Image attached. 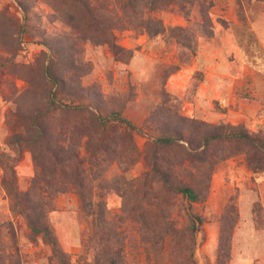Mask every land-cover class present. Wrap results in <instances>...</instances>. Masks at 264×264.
<instances>
[{"label":"rangeland","instance_id":"rangeland-1","mask_svg":"<svg viewBox=\"0 0 264 264\" xmlns=\"http://www.w3.org/2000/svg\"><path fill=\"white\" fill-rule=\"evenodd\" d=\"M151 15L162 22L160 33L115 30L117 43L130 52L121 61L109 46L91 41L105 32L87 21L78 2L0 0V264H59L43 234L30 230L26 198L14 196L13 187L26 193L42 181L52 184L47 222L70 264H94L97 243L90 239L104 219L124 236L122 264H264V168L250 167L241 142L211 150L197 136L200 122L244 125L264 135V0H183ZM46 67L71 78L66 83L75 100L90 107L50 111L54 88ZM61 96L69 100L66 91ZM111 111L141 131L113 126L103 134L96 116ZM177 114L189 119L185 134L192 144L159 148L154 139L162 118L174 121ZM58 134L66 154L77 153L87 170L88 162L100 160L82 186L73 166H58L47 152L46 142ZM196 154L204 168L216 154L224 158L210 173L206 199L193 204L205 218L202 232L192 258L182 249L186 235L175 249L164 236L163 256L154 242L165 233L166 217L177 228L187 218L180 195L153 165L184 162L191 170L186 158ZM251 161L264 166L259 154ZM60 183L69 184L66 191ZM82 201L90 204L87 211ZM223 231H232L230 250L221 243Z\"/></svg>","mask_w":264,"mask_h":264},{"label":"trees","instance_id":"trees-1","mask_svg":"<svg viewBox=\"0 0 264 264\" xmlns=\"http://www.w3.org/2000/svg\"><path fill=\"white\" fill-rule=\"evenodd\" d=\"M80 4L81 9L85 12L86 19L97 27V31L104 30L105 36L95 35L91 39L96 44H106L118 60L125 61L126 56H130V52L124 50L118 43L115 35V30H123L127 27H134L135 29L144 28L149 33L157 34L164 30L162 22L152 17V13L158 10H165L166 7L173 3H181L183 0H115L116 6H111L105 0H74ZM118 10V11H117ZM135 21V23L133 22ZM134 23V24H131ZM182 29V28H179ZM44 75L46 79L51 83L54 90L51 92L47 101L48 109L50 111H56L57 109L83 111L90 107L89 102L77 101L75 92L68 89V84H71V78H67V81L63 78L58 77L52 72L50 67L44 69ZM66 91L69 100H65L61 93ZM165 96L168 95L165 93ZM169 99H165L167 103ZM151 113V112H150ZM153 114V112H152ZM174 121L171 120L170 116H164L163 121L160 123L162 131L156 134L154 143L162 149H172L177 147L181 140L187 141L190 144L188 136L185 134V125L188 124L189 119L182 115H174ZM97 122L101 132L104 134L108 128L113 126H121L127 130H138L141 131L133 121L127 118L119 111H111L105 116H96ZM148 119V118H147ZM151 122L150 119L147 121ZM36 125L41 130V136L46 134L43 127ZM197 130H201L199 138L203 141L206 149L215 150V145L223 142H241L245 147L248 148L246 151L247 160L250 163V167L254 170L263 169L264 166H258L256 163L251 161L252 154H259L264 157V135L258 131L253 133L249 131L244 125H208L204 122H200V126L197 125ZM203 126V128H200ZM152 131H158L153 128ZM105 139L101 137L100 142L104 146ZM47 152L52 156L53 161L60 167H74V174L76 175L75 181H79L80 186L84 185L89 180L91 174V166H98L100 160L94 158L88 164H92L87 170L85 168V161H82L77 153L72 156H68L65 151V139L62 134H58L56 140L52 139L46 142ZM198 158V162H195ZM215 161L207 164L204 168L201 164L203 157L199 154L195 156H189L186 158L188 165L193 168L189 170V167L184 166V162H170L164 166V170L157 169L153 165L154 174L160 177L163 184L173 189L176 194L180 195L182 199V210L187 220L185 225L181 228H177L175 224L166 217L164 222V234L155 243L157 253L162 252L164 254L165 239L163 237L168 236L169 243L171 241V247L175 249L180 243L179 236L186 235L188 241L187 248H181L189 251V257L192 258L193 251L196 247V238L199 233L202 232V226L205 222L203 215L198 213L194 205L204 201L207 197V187L210 180V173L214 166L224 158H218L216 154L214 156ZM206 163V162H205ZM78 177V178H77ZM69 184L76 186L74 182ZM69 184L60 183L62 188L61 192L66 191L65 189ZM50 182L42 181L33 182L30 186L29 191L26 193L19 192L17 187H13L14 196L16 199L22 200L26 198V211L23 212L26 218L27 224L30 230L34 233H42L44 238L53 246L57 261L59 264H70L68 256L57 247V243L54 240V235L51 227L47 222L46 214L51 207V201L48 200L49 188L51 187ZM32 191V192H31ZM12 194V193H11ZM84 211H87L90 204L83 202ZM99 226L95 233H93L90 241L96 240V254L94 264H122V251L124 244V236L115 229L109 226L106 219L97 221ZM100 227V228H99ZM221 236V243L224 242L227 250L231 248L232 231H223ZM141 235L143 233L140 231ZM88 242V240H87ZM181 245V243L179 244ZM229 252V251H228ZM171 258V256H168ZM92 264V263H91Z\"/></svg>","mask_w":264,"mask_h":264},{"label":"crops","instance_id":"crops-1","mask_svg":"<svg viewBox=\"0 0 264 264\" xmlns=\"http://www.w3.org/2000/svg\"><path fill=\"white\" fill-rule=\"evenodd\" d=\"M214 95H215V92H214ZM215 96H217V95H215Z\"/></svg>","mask_w":264,"mask_h":264}]
</instances>
